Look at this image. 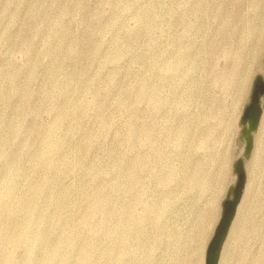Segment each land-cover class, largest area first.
<instances>
[{
    "label": "rangeland",
    "instance_id": "rangeland-1",
    "mask_svg": "<svg viewBox=\"0 0 264 264\" xmlns=\"http://www.w3.org/2000/svg\"><path fill=\"white\" fill-rule=\"evenodd\" d=\"M258 77L264 0H0L11 263L206 264ZM245 170L219 264H264V101Z\"/></svg>",
    "mask_w": 264,
    "mask_h": 264
},
{
    "label": "water",
    "instance_id": "water-1",
    "mask_svg": "<svg viewBox=\"0 0 264 264\" xmlns=\"http://www.w3.org/2000/svg\"><path fill=\"white\" fill-rule=\"evenodd\" d=\"M252 91L250 103L242 116V131L240 140L245 142L243 156L235 162L237 182L230 188L228 199L223 203L222 218L208 246L206 264H219L224 243L237 213L246 186L245 162L252 154L254 133L257 131L263 115L264 78L258 77Z\"/></svg>",
    "mask_w": 264,
    "mask_h": 264
},
{
    "label": "bare ground",
    "instance_id": "bare-ground-1",
    "mask_svg": "<svg viewBox=\"0 0 264 264\" xmlns=\"http://www.w3.org/2000/svg\"><path fill=\"white\" fill-rule=\"evenodd\" d=\"M18 208H20L22 211H26L30 213L31 217L29 220L25 219H11L8 222L4 223L1 227L2 234H0V264H12V255L13 250L15 247L19 245V243L23 240V238L27 235V226L26 224H30L32 218L35 217L36 213V206H33L32 203H28L27 201L23 200L19 202ZM7 216V215H6ZM43 216V215H42ZM31 236H33L34 240H42L43 236L36 235V234H30V239L32 240ZM47 236V235H46ZM3 239V241H2ZM48 239V238H47ZM33 241V240H32ZM11 246V250L7 248V245Z\"/></svg>",
    "mask_w": 264,
    "mask_h": 264
}]
</instances>
